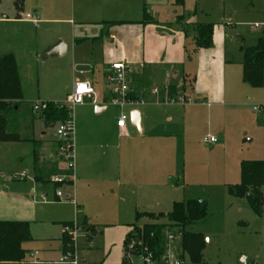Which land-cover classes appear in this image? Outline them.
<instances>
[{
  "label": "crops",
  "instance_id": "obj_1",
  "mask_svg": "<svg viewBox=\"0 0 264 264\" xmlns=\"http://www.w3.org/2000/svg\"><path fill=\"white\" fill-rule=\"evenodd\" d=\"M75 1L77 8L73 17L79 23L81 35L72 37L71 48L62 38H57L48 43L43 52L47 54L59 47L60 54L52 57L62 58L70 51L73 66L69 76L67 73L64 75L68 90L65 97L72 93L74 82L89 83L94 90L96 104L92 103L93 99H86L85 103H91L94 112L80 117L78 132H75L74 124L73 180L60 189L69 198L67 204H60L54 190L49 189L52 186L30 178L31 170H18L20 174L15 173L8 179L11 181L9 185L0 186V222L32 224V230L29 226L32 240L22 244L26 255L17 264H71L60 262L61 254L68 252L64 245V229H58L56 234L48 231V235L41 236L43 239L34 238L33 223L39 217H42L41 221L44 219L42 211L36 208L35 195L38 198L46 196L48 201L45 208L47 213L44 214L48 217L44 219L45 226L51 224L64 228L72 225L83 231L87 242L95 236H103L105 227L120 225L117 217L127 210L138 209L142 213L136 215L144 217L152 211L160 213L162 207L166 209L172 203L197 200L183 198L180 201L178 197L180 192L186 197H193L187 183L191 181L198 164L196 139L202 128L209 127L213 120L219 124L222 144L219 145L218 140L215 144H206L214 150L225 152L229 149L227 142L243 128L236 121L235 112L231 111L238 105V97H252L260 90L263 94L261 104H264V89H252L242 80L240 49L247 47L240 46L239 59H232L227 52L231 38L226 34V29L215 27L207 17L197 16L195 11L185 9L186 0L179 6L183 8L181 14L166 15L164 20L150 16L152 22L145 25L141 24L144 0ZM197 1L204 7L203 0ZM72 2L74 4V0ZM5 3L13 7L12 0L0 3L1 32L6 29L7 33H18L19 29L13 24L29 23L37 29L46 24L62 22L58 17L62 15L67 0H24L22 12L16 16L13 7L11 17L1 11ZM132 7H140L138 14L131 11ZM25 10L38 17L37 23L24 20ZM64 22L74 26L73 30L76 28L73 20ZM199 24L213 25L212 46L209 49L195 47V26ZM186 26L189 29L186 30ZM2 33L0 56L11 54L16 61L12 42L14 36ZM241 42L244 43V40L241 39ZM118 62L128 66V85L133 95L143 101L140 110L131 111V114L138 113V128L131 120L124 128H119L114 120L110 123L104 115L108 109L104 75L111 64ZM233 68L240 70L242 81L236 72V78H231ZM142 82L150 83L151 88L145 91ZM169 87L177 90L175 96L182 95L189 102L184 105L168 104L166 97ZM155 88L159 90L156 95L153 94ZM40 102L61 104L63 98ZM114 132L118 135L117 146L110 140V134ZM46 135L42 133L40 139L27 141L33 145L37 143L39 148L44 144ZM15 144L18 143H2ZM56 148L44 160L61 165ZM232 154L237 165L244 161L237 151H232ZM22 174L27 178L17 180ZM23 183L30 184L31 189L23 190L19 185ZM209 186L212 185L206 187ZM106 207L117 209L107 212ZM113 214V222L107 220ZM66 237L73 246L76 235ZM125 239L123 264L126 263ZM72 253L75 256V249Z\"/></svg>",
  "mask_w": 264,
  "mask_h": 264
},
{
  "label": "rangeland",
  "instance_id": "obj_2",
  "mask_svg": "<svg viewBox=\"0 0 264 264\" xmlns=\"http://www.w3.org/2000/svg\"><path fill=\"white\" fill-rule=\"evenodd\" d=\"M143 3L142 7L146 8L149 15L158 20H164L166 15L181 14L183 10V8L181 9L175 5V0H144ZM203 4L204 7L202 4L199 5L197 0H186L185 9L195 11L197 16L207 17L208 20L215 24V27L226 29V34L231 38V41L227 44V52L232 59H239L238 50L240 46L255 47L258 38H261V33L253 31L252 26L264 21V0H203ZM76 8L75 0L74 4L72 0H67L65 7L63 6L62 15L58 17L59 20H62L59 24H46L37 29L33 24L29 23L13 24L14 27L19 29L18 33H7L6 29L2 33V28H0V34L14 36L12 40L14 42L13 52L16 55L22 91V100L19 102L18 110L8 114L6 117V132L8 134H17L22 140H26L15 145L0 144V186L9 185L11 181L8 179L11 176H15V173L20 174L21 171L19 172L18 170H31L30 178L33 180L38 178L42 184L52 186L49 189H53L54 192L70 183L64 164L61 163L59 165L44 160L56 148L58 141L55 127L46 128L40 116L32 112V106L35 103L49 99L58 100L63 98L62 103H65V95L68 90L64 84V77L66 73L69 76L72 71L71 52L69 51V54L62 58H47L43 50L48 43L57 38H62L71 48L72 37L81 35L80 28H78L80 27L78 26L79 23L73 17ZM1 11L11 17L13 7L10 3H5ZM131 11L138 14L140 7H132ZM26 14H29V11H23V17ZM70 20H73L76 24L74 30V26L64 22ZM187 29L189 27L186 26ZM241 39L244 40V43L241 42ZM235 72L240 75V70L233 68L231 71L233 80L236 78ZM238 78L242 81L241 75ZM170 82L173 81L171 80ZM142 85L145 91L147 90L146 88L148 90L151 88L150 83L142 82ZM262 95V92L258 90L252 97H238V105L231 111L235 112L236 121L243 128L235 138L231 137L229 142H227V147L229 148L227 151L214 150L204 141L208 138H214L218 142L220 141L219 145L222 144L221 136L218 132L220 126L215 120L209 127H203L197 136L198 164L191 181L187 183L188 191H191L193 197H186L180 192L178 198L180 201L183 198L204 200L208 205V218L184 229L185 232L201 233L204 239L208 240L205 242L202 252L201 264H238V258L241 256H245L250 261L260 262L264 256V212L262 211L261 215L257 216L252 212L245 198L237 199L228 194L229 186H235L240 183V164L242 162L261 161L264 157L262 127L259 119L251 110L253 104H261ZM91 105V103L84 102L72 110L75 132H78V123L80 124L81 122L80 117H83L87 112L90 115L94 112ZM133 109L140 110L141 105L119 108L109 104L104 115L110 123L113 120L117 123L118 118L121 115H125L127 117L126 123H129ZM42 133L47 135L41 147H35L33 143L27 141L40 139ZM117 138V132L110 134V140L111 142L114 141L116 146L118 143ZM34 148L37 151L38 158L36 164H34L32 155ZM234 150L237 151L239 158L244 160L238 165L232 158V151ZM53 179H59V182L52 183ZM232 182L236 183L232 184ZM19 185H22L23 190L28 191L31 189V185L28 183ZM207 185L212 186L206 187ZM34 202L37 210L40 209L42 211L43 218L47 219L48 217L44 215L47 213L45 208L48 204L46 196L38 198L35 195ZM60 204L67 203L61 202ZM105 209L107 212H114L117 208L106 207ZM172 209L173 203L166 209L162 207L160 213L152 211L147 213V216L140 218L136 215L137 213H142L140 210L135 208L127 210V212L117 217L120 225L105 227L103 236H95L90 242L85 240V234L79 230L73 246L70 244V248L67 251L73 252V249H75L78 264H123V240L130 228L134 226L130 231H134V235L137 236L140 235L143 225L150 221L158 220L159 223L165 224L167 222L159 220L162 217L159 215H167ZM114 216L115 214L107 217V220L113 222ZM40 218L42 217H39L33 223V228L35 227L32 233L35 236L34 238L43 239L44 237L41 236L48 235V231L50 234H56L58 229L63 231L64 228L58 225L49 224L48 227L45 226L44 219L41 221ZM28 225L32 230V224L28 223ZM168 229L178 236L176 246L181 248V238H179L182 233L181 226L170 225ZM62 257L63 255L61 254L60 260Z\"/></svg>",
  "mask_w": 264,
  "mask_h": 264
},
{
  "label": "trees",
  "instance_id": "obj_3",
  "mask_svg": "<svg viewBox=\"0 0 264 264\" xmlns=\"http://www.w3.org/2000/svg\"><path fill=\"white\" fill-rule=\"evenodd\" d=\"M3 0H0V3ZM16 16L22 12L24 0H12ZM183 0H175V5L181 6ZM152 18L143 7V20L141 24L151 23ZM195 47L197 49H209L212 46V24H199L195 26ZM263 44L259 39L257 45L252 48H241L242 53V80L252 89L262 88L264 55ZM169 96L177 93L174 87L167 89ZM131 96V98H133ZM22 100V91L17 64L13 55L0 56V144L2 143H20L24 142L17 134H8L6 132L8 114L18 110L19 102ZM46 110L40 115L46 128H54L56 124L67 120V112L57 107V103H46ZM59 144L57 143V146ZM34 146H38L34 143ZM34 164L38 162L37 151L33 150ZM262 163L258 161L242 162L240 164V183L228 187V194L233 198H245L252 212L260 216L262 212ZM40 181L38 178L35 179ZM143 215H137L138 218ZM162 216L159 220L167 223L146 224L141 232L145 245L156 255L160 253V245L164 230L170 225L181 226L182 233L181 248L193 264L202 263V252L205 247V239L201 234L185 232L184 229L189 226L205 221L208 218V208L204 201L188 200L186 202L176 203L172 211ZM149 217V216H148ZM66 225L65 227H71ZM136 229V228H135ZM133 229V230H135ZM132 231L127 234L124 242L126 246L128 238ZM65 236V243L71 244L68 237ZM32 240L28 223L23 222H0V264H17L24 260L26 252L22 249V244Z\"/></svg>",
  "mask_w": 264,
  "mask_h": 264
},
{
  "label": "built area",
  "instance_id": "obj_4",
  "mask_svg": "<svg viewBox=\"0 0 264 264\" xmlns=\"http://www.w3.org/2000/svg\"><path fill=\"white\" fill-rule=\"evenodd\" d=\"M24 20L37 23L38 17L32 14H26ZM252 30L261 33V41L264 46V21L262 23H256L252 26ZM264 55V48H263ZM129 68L125 63L118 62L111 64L105 72L104 81L107 88V104L123 108L126 106H137L143 105V101L133 96V92L128 85ZM262 88L264 89V71H263V82ZM158 89H153V94H158ZM94 90L89 83L74 82L72 93L66 98L65 103L57 104L58 108H63L67 112V120L58 123L55 126V134L57 143L59 144L56 148V156L58 160L64 164L66 171L68 172L69 181L73 180V133H74V121L72 118V110L76 106L82 105L86 99H93L92 103L96 104L94 97ZM166 101L168 104H180L184 105L189 102L184 96L180 95H167ZM47 108V104L44 102L35 103L32 106V112L37 115H41ZM134 110V109H133ZM132 110V111H133ZM252 113L257 116L260 121L263 135H264V104H254L251 107ZM127 121L125 115H121L117 120V127L124 128ZM205 143L215 144L217 142L214 138H208L204 140ZM264 151V144H263ZM263 168V179H262V211L264 212V157L261 161ZM11 179H16L12 177ZM26 179V175L22 174L18 177L19 181ZM59 179H53L52 183H58ZM55 198L59 202L69 201L68 197L60 191L54 192ZM79 229L76 227H64V233L66 235H72L73 237ZM178 236L170 231L168 227L164 230L160 245V253L154 254L144 243L142 232L140 235L135 236L134 232L128 238L125 253L126 263L125 264H193L190 262L188 256L183 252L182 248L176 246ZM180 238V235H179ZM264 245V244H263ZM66 250L70 248V243L65 246ZM61 263L78 264L74 253L65 252ZM238 264H264V256L260 262L250 261L245 256L238 258Z\"/></svg>",
  "mask_w": 264,
  "mask_h": 264
},
{
  "label": "water",
  "instance_id": "obj_5",
  "mask_svg": "<svg viewBox=\"0 0 264 264\" xmlns=\"http://www.w3.org/2000/svg\"><path fill=\"white\" fill-rule=\"evenodd\" d=\"M59 49H60V48L58 47V48H55V49L51 50L50 52H48V53L46 54V57L48 58V57H52V56H54V55H59V54H60V53H59ZM130 120H131L132 124H133L136 128L139 127V125H138V113H136V112L132 113V114H131V118H130Z\"/></svg>",
  "mask_w": 264,
  "mask_h": 264
}]
</instances>
